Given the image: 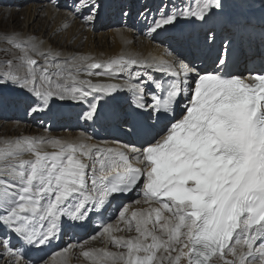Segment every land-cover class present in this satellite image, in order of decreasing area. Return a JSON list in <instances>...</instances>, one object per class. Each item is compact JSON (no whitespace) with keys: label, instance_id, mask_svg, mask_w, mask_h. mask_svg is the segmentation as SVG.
I'll return each instance as SVG.
<instances>
[{"label":"snow or ice","instance_id":"1","mask_svg":"<svg viewBox=\"0 0 264 264\" xmlns=\"http://www.w3.org/2000/svg\"><path fill=\"white\" fill-rule=\"evenodd\" d=\"M97 8L95 0H75L72 5L86 23L92 22ZM223 8L222 0H198L194 8L165 6L150 31H169L180 18L206 23ZM4 35L24 53L20 59L26 72L0 74V91L19 88L43 105L54 97L88 103L84 117L92 120L99 104L94 93L110 96L126 90L136 97L134 108L149 121L171 118L163 127L146 123V139L139 147L93 149L86 143L22 138L0 149V225L10 234L0 239V259L27 264L12 236L33 247L44 246L56 238L61 218L83 221L89 212L131 193L157 206L130 216L123 207L118 217L125 227L109 223L100 235L124 251H84L85 257L101 264H264V68L236 74L226 44L214 67L203 70L172 50L170 61L154 69L172 78L166 88L155 83L163 95L150 93L148 103L150 78L129 71L141 63L137 59L119 57L102 65L74 56L65 61L71 65L65 82L53 86L49 67L63 70L58 57L31 41H24V47L15 36ZM214 39L210 30L206 41ZM30 52L44 57L39 74ZM102 68L109 76L128 72L129 83L93 84L78 78L82 69L88 75H104L92 72ZM177 106H182L179 118ZM40 108L38 104L30 112ZM45 144L56 150L43 151ZM43 221L46 226L38 228ZM120 231L137 235H114Z\"/></svg>","mask_w":264,"mask_h":264},{"label":"bare ground","instance_id":"2","mask_svg":"<svg viewBox=\"0 0 264 264\" xmlns=\"http://www.w3.org/2000/svg\"><path fill=\"white\" fill-rule=\"evenodd\" d=\"M26 1L27 0H0V23L5 25L8 21L5 19V15L8 13L10 14V19L8 18L9 21H13V25L11 26L12 29H4L0 32V40L4 39V34L7 33L10 36H15L16 41L19 43L31 41L35 43L41 51L51 52L53 56L58 57L56 62L62 65L63 70L51 66L49 67V73L52 74L53 86L57 81L65 82V77L68 75V72L71 71V65L65 64V61H68L74 56L86 57L88 58L87 63L99 62L102 65H106L110 60L119 57L137 59L141 63L136 66H131L129 71H139L150 78L151 82L145 93V101L148 103L151 102L150 93L156 92L155 83L158 79L170 74L154 70L156 67L162 66L170 61L171 58L169 57V51L165 47L160 46L152 40L151 37L153 32L150 31L147 34H142L133 26L128 28H117L107 33L97 32L94 30L97 26L92 23L95 18H93L89 26H85L80 19V15L75 17L71 11H68L70 5H65L64 0H52V2H50V0H36L37 3L29 4L19 10L17 7L25 4ZM102 1L106 4L111 3L110 0ZM196 1L198 2V0ZM98 2V0H95L97 5ZM197 2L194 3L193 0H168L165 6H167V9L171 7V5L183 8L184 4H187L186 7H189L191 3L190 7L194 8ZM222 2L224 8L220 10L218 14L213 15L207 22L214 23L218 29L221 26L232 24L236 31L235 35L237 41L251 47L247 50V54H249L250 51H254L256 48L263 49L264 43L261 44V41L262 37H264V6L261 5V0H222ZM145 5H148V7L144 9ZM134 7L136 9H142L141 19L145 21L149 8L155 10L159 7V3L155 0H145L142 7L138 8L137 0H135ZM122 8L123 6L120 10ZM117 11L119 10L117 9ZM21 17L23 18L22 21L19 20ZM19 21L22 25L21 29L18 28ZM204 24V22L199 20L180 18L174 28H171L169 31H162V35L168 36V39L172 42L194 32L187 44L188 52L181 55L182 58L188 60L189 63L196 64L200 69L204 63H209L214 59L213 55L220 49L219 42L208 45L206 38L199 37V33L201 32L200 28L203 27ZM108 35H111V42H109ZM85 36L87 40L85 43H82L81 41ZM61 42L63 43L61 44ZM235 51L240 53L238 46L229 43L228 52L233 53ZM193 52H195L196 55L192 56L191 53ZM200 52L203 53L202 56L198 55ZM23 55V52L9 51L8 46H0V74L7 71L19 72V68L22 65V60L20 58ZM35 59L38 61V65L35 67L39 74V68L44 64V57L38 55ZM9 61L12 62L11 65H9ZM51 63L52 60L49 58V64ZM24 70V72H26V66ZM101 71L105 74L88 75L82 69L78 78L90 80L93 84L115 83L126 87L129 83L127 80L128 72H125L123 76H109L106 68L92 70L93 73ZM56 73H60V75L57 76ZM66 82L69 84L72 83V81ZM45 87H49V85L45 84ZM94 95L98 97L99 104L94 119L89 120V122L92 125H99V123H102L104 120L111 119L115 126L114 132L105 135L96 133L97 137H91L81 130H65L59 132L54 130L61 126L55 121L54 117L68 113L71 108H78V110H81V113L84 114L88 110V103H81L71 99L61 100L54 97L49 100L47 105H43V102L34 94L19 88H9L0 91V149L22 138L86 143L92 146L93 149L97 147L101 149H122L125 145H135L139 147L140 145L137 144V135L139 131L142 129L145 130L146 123L156 124V121H149L146 114L142 115L134 108L136 102L134 94L125 90L117 91L110 96L96 93H94ZM20 96H23L26 101L25 106L27 113L24 115L16 111L19 109L18 106L21 105V103L17 104L16 102L17 98ZM91 101L92 96H89L88 102L90 103ZM125 102L129 111L121 113L120 107H122ZM13 104H15V107H12L14 112L10 113V111H8V113L6 112V114L3 115V109L7 110ZM38 104L41 105L40 110L30 112V109L36 107ZM80 104H83L84 108L81 109L77 107ZM78 110L77 113L79 112ZM49 117H51V120H48ZM23 119H25L26 122H23ZM36 122L39 123L37 129L34 128ZM115 122H119L121 125H117ZM134 125L135 127H133ZM133 133L136 134L134 135ZM145 139L146 136H144L143 140ZM42 150L50 152L56 149L51 145L45 144ZM24 158L27 159L30 157L25 156ZM138 199L142 201L141 204L128 203L126 205L129 209L127 213L128 216L131 215L132 211L137 209L149 210L151 207L157 206L154 203L151 205L143 203L144 198L142 196H138ZM113 200L114 199H112L111 203L105 208H110L112 210L123 208L119 206L120 204L118 202ZM100 211L101 209L91 211L88 217L98 216ZM165 215H167V213H165ZM46 224L47 221H43L38 223L37 227L40 228L42 225L46 226ZM111 224L118 225L120 228L125 227V224L120 222L119 218L115 219ZM70 225H73L74 232L79 234L77 237L78 244L74 245L72 243L67 248L63 247L60 249L62 245L60 241L63 238L64 231ZM97 230L98 229H90L85 231L77 225L76 221L64 217L59 221L56 238L44 246L33 247L17 240L15 236H12L11 242L13 245L21 243L25 246L24 259L27 261V264H101L99 260L94 261L92 258L85 257L83 252L96 250V252L99 253L101 250H104L115 253L124 250L118 249L108 243L106 237L100 235L103 229L102 231L99 230L100 233L97 232ZM114 235L127 238L135 236L137 233H135V231H120L115 232ZM3 236L4 231L0 229V239H3ZM84 239L86 240L80 242ZM0 251H2V249H0ZM55 251L57 254L54 253L51 255L52 252ZM157 255L159 256L160 253ZM74 256H77L78 260H75ZM228 258L232 259L231 256ZM0 264H7V259H0ZM108 264H111V261H108ZM163 264H167V260H165Z\"/></svg>","mask_w":264,"mask_h":264},{"label":"rangeland","instance_id":"3","mask_svg":"<svg viewBox=\"0 0 264 264\" xmlns=\"http://www.w3.org/2000/svg\"><path fill=\"white\" fill-rule=\"evenodd\" d=\"M54 1H56V0H54ZM98 1H99L98 2V8L96 9L95 16L93 17V18H95V20L92 22L95 24V26H97L94 29L95 31L107 33L109 31H113L114 29H117V28H128V27L133 26V27H136V29L140 33L147 34L150 32V27L152 25L153 19L159 18L160 11L165 7V4L168 0H155V1H157V3H159V7H157V8L155 7L156 8L155 10L149 8V11L147 13L145 21H143L141 19L142 9H136L134 7V1L135 0H110L111 3H108V4L104 3L102 0H98ZM144 1L145 0H137V7L141 8ZM146 1H148V0H146ZM64 2H65V5H70V8L68 11H71L73 13V16L77 17L78 15L74 14V12L72 10V5L74 4L75 0H64ZM193 2L195 3L197 1L193 0ZM34 3H37L36 0H27L25 4H22V5L18 6L17 8H19V10H20V9H23L24 7H26L27 5L34 4ZM149 3H151V2H149ZM191 3L189 4V7L191 6ZM122 6H123V8L120 10V8ZM186 6H187V4H184L183 8ZM147 7H148V5H145L144 9ZM172 8H173V5H171V7H169L168 10H172ZM117 9L119 11H117ZM8 18L10 19L9 13L5 15V19L8 20L6 23H8V24L5 23V25H6L5 26L3 23H0V32L4 29H7V30L12 29L11 26L13 25V21H9ZM80 19L85 26H89L91 24V23H86L81 18V16H80ZM19 20L22 21L23 18L21 17ZM20 21L18 23L19 29L22 28ZM210 30H211V33H214L215 38L218 35H220L219 33L213 32V30H215V27H209V28L207 27L206 33L209 34ZM158 34L159 33H153V35L151 37L152 40L155 43H158L160 46L165 47L169 52H171L172 50H175L178 53L180 51V48L182 51L185 48V44H184L186 42L185 39L181 40V45L179 46V48L174 47V45H172L170 47L169 45H167L168 44L167 41L164 42L160 37H158ZM108 39H109V42H111V35H108ZM226 39L227 38H225L223 41H225ZM86 40H87V38L85 36L81 42L85 43ZM62 43L63 42H61V44ZM20 44L24 47L27 46V45H24L23 43H20ZM0 46H8L9 51L22 52L21 48L16 47L15 43L11 42L9 39H6V38L0 40ZM172 47H173V49H172ZM30 55H32L33 58L38 57V55L36 53L30 52ZM24 68H25V66L23 64L19 68V73L21 75L25 74ZM16 102H17V104L21 103V105L18 106L19 109L16 110L17 113L24 114L26 111V106H25L26 101L23 98V96L18 97ZM83 106H84L83 104H80L77 107L82 109V108H84ZM12 107H15V106H10L7 110L3 109L2 114L4 115V114H6V112L8 113V111L14 112V110H12ZM69 110H70V112H72V114H68V115L61 114L60 116L54 117L55 121L58 124L61 125L63 123V126H60L59 128L54 129L55 131H58V132L59 131H65V130H71V131L81 130V131H83L82 128L80 127V124H86L85 123L86 118L84 117V114H82L81 110H78V108L77 109L71 108ZM77 110L79 111L78 113H77ZM48 120H51V117H49ZM17 122H19V121H17ZM23 122H26V120L23 119ZM70 122H74L73 124H76V127H73V125L69 126ZM43 124H44V122H43ZM38 127H39V123L36 122L34 128L37 129ZM99 129H100V132L102 134H104L106 132L113 131V125H112L111 121H106V122L101 124ZM38 130H41V129H38ZM87 133L91 136L92 130H90V129L87 130ZM0 229H2L4 231V234H5L3 239H6L9 236L7 229L4 228V226H2V225H0ZM63 244L66 247H68L72 243H71L70 239H67V240H64ZM55 253L57 254V252H55ZM74 257H75V260H78L77 256H74Z\"/></svg>","mask_w":264,"mask_h":264}]
</instances>
